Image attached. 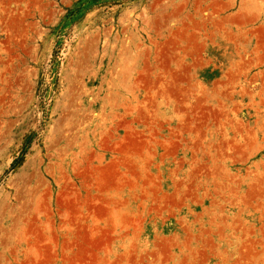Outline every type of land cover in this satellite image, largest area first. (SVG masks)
<instances>
[{"label":"rangeland","instance_id":"rangeland-1","mask_svg":"<svg viewBox=\"0 0 264 264\" xmlns=\"http://www.w3.org/2000/svg\"><path fill=\"white\" fill-rule=\"evenodd\" d=\"M9 2L0 18L12 4L26 22L12 41L0 26V264H264V54L244 38L264 0ZM194 41L216 65L180 120L138 75L154 50L199 61ZM86 164L110 180L85 181ZM135 171L125 224L116 192Z\"/></svg>","mask_w":264,"mask_h":264},{"label":"crops","instance_id":"crops-1","mask_svg":"<svg viewBox=\"0 0 264 264\" xmlns=\"http://www.w3.org/2000/svg\"><path fill=\"white\" fill-rule=\"evenodd\" d=\"M4 0H0V6L2 5ZM13 2H16L17 0H12ZM72 1V0H69ZM11 3V0L10 2ZM17 4L15 3V6ZM39 5L43 6H56L55 5V0H24L23 6L25 10L31 11L34 8L41 7ZM9 7L11 12H13L10 15L4 16L3 18H0V26L4 28V37L5 40H13V39H18L19 37L17 36V32L13 29L15 27L14 25H18L17 23L19 22H26L25 19L18 18L20 16H16L14 13L13 5L9 4ZM13 10V11H12ZM23 20V21H21ZM230 33V32H229ZM231 35L237 36V32H231ZM245 37L250 40H256V39H261V44L257 46L259 49H261V52H259V55L264 54V24L259 23L257 24V29L253 30L252 32H245ZM29 35L25 34V38H28ZM241 38V37H240ZM11 48H16V44H10ZM170 48V47H169ZM169 48L161 49L159 51L154 50L153 51V68H149V66H145L143 71L146 73L144 74H139L138 79L142 82H149L153 81V100L158 105H169L171 107V113L172 117L174 118L175 115L180 119L183 120L184 118H187L188 116H185V113L182 111V108H184L185 104L187 102H192L193 99H195V91L193 89V75L197 71H203L205 68L209 69V66L212 65L215 66L216 64H209L208 60L206 57H204V51L206 49L205 45L202 43L197 44L196 41L193 42V48L198 49L199 52L198 55L202 53V57L199 58V61H193L190 58L184 59L182 62L180 59L181 55L180 53L174 54L171 52H167ZM6 49V50H5ZM5 49L3 48V43L2 46L0 47V51L2 52H9L10 48L6 45ZM236 49V48H235ZM253 52V51H252ZM252 52L250 54H252ZM195 56V51L192 53ZM233 56V55H231ZM236 56V55H234ZM264 56V55H263ZM179 57V58H178ZM178 58V60H177ZM211 60V59H209ZM235 59L231 58L228 65L225 67L227 71L228 69H231L232 67H236L237 64H235ZM237 62V61H236ZM248 65V63H247ZM246 66V65H245ZM232 70V69H231ZM226 75V74H225ZM231 77L230 75H228ZM227 76V77H228ZM222 77V76H221ZM212 79V78H211ZM212 87L210 88V94L205 98V100H209V97L212 99L214 104H217L218 101L222 100V98L226 95L224 89L226 86V83L219 80H214L212 79ZM228 82V81H227ZM149 87V86H148ZM131 90H134L135 88L133 86H130ZM196 100V99H195ZM204 100V101H205ZM197 101V100H196ZM175 104L177 105L176 108L174 109ZM168 111V112H170ZM171 115V114H170ZM170 115H165V119H170ZM172 118V119H173ZM159 127L158 125H156ZM179 128V127H177ZM158 128H153V133L157 134ZM125 149V148H124ZM109 165H91V164H86V179L85 181L91 182L92 184H95L97 182H104V181H109L111 178V174L108 171V173L105 175L104 171ZM103 173V174H102ZM139 172H134L133 174H129L128 176H124V184L125 188L121 191H119L117 194V198L122 200V209L119 211V214H122L123 216V222L125 224H131L132 222L135 223V218H131L130 215H134L136 213V202L135 198L137 196L136 191H131L132 186L136 185V180L139 177ZM133 177V179H132ZM96 192V191H93ZM112 192V191H110ZM88 194V193H87ZM91 195V194H90ZM95 195V193H93ZM109 195H102L103 199V204L106 203L105 198L108 197ZM90 197V196H87ZM94 196H91L90 198H93ZM113 204V202L111 203ZM103 209H111V206L108 204L107 208L103 205L100 206ZM87 208H92L93 212H95V207H88ZM98 213H100L98 210H96ZM103 212L101 214H110V210H102ZM122 221V220H121ZM20 264H28V262H21Z\"/></svg>","mask_w":264,"mask_h":264}]
</instances>
